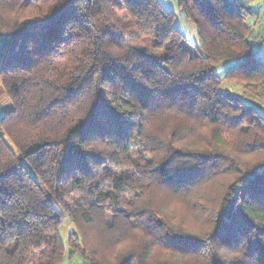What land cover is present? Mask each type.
Instances as JSON below:
<instances>
[{
	"label": "trees",
	"instance_id": "16d2710c",
	"mask_svg": "<svg viewBox=\"0 0 264 264\" xmlns=\"http://www.w3.org/2000/svg\"><path fill=\"white\" fill-rule=\"evenodd\" d=\"M177 1L195 52L159 0H0V264H104L83 230L99 219L150 244L117 264L153 245L170 257L152 264H264V112L214 70L231 60L223 77L264 107L260 11Z\"/></svg>",
	"mask_w": 264,
	"mask_h": 264
},
{
	"label": "rangeland",
	"instance_id": "374dc122",
	"mask_svg": "<svg viewBox=\"0 0 264 264\" xmlns=\"http://www.w3.org/2000/svg\"><path fill=\"white\" fill-rule=\"evenodd\" d=\"M161 4L168 10H172L174 13V22L177 25L178 29L183 35V44L191 49L192 52L196 51V46L200 44V36L197 31V26L195 23L190 20L184 10L179 6L177 0H159ZM256 7V6H254ZM248 21H252V17H249L247 19ZM258 56L261 61L264 62V41H262L258 46ZM232 63V61H225L221 62L218 65L214 67L215 72L219 76V84L218 88L222 91H231L237 95H239L245 102L253 103L256 106L259 107L260 110L264 112V107H261L260 103L256 98L249 97L248 95L244 94L240 83L238 81L230 82L226 80L223 77L224 71L226 67ZM263 104V103H262ZM8 105V98L3 95L0 99V118L5 112L6 106ZM129 158H133L132 155L129 156ZM134 172V170H133ZM149 195L152 194L156 198H159L156 200L158 202L157 204L161 205L162 209H166L171 211L172 214L177 215L180 212L186 213V209L184 208V203L178 199V201L174 198L172 195V191L169 190L167 187H159V186H152L149 187ZM173 209H170L172 208ZM66 221H63L60 226V231L63 237H65L66 233ZM109 220H96L95 223L91 224H84L83 230L85 231V239L86 243L85 246L89 250L90 256L94 261L104 263V264H117L124 259H128L127 256L130 255L131 252L135 253H144L143 251L149 246V242L147 241V238L141 239V242L137 241L136 238H138L139 232L138 230H129L128 232L124 234H117L118 229H116L115 232H113L109 225ZM68 225L71 228H74L71 223L68 222ZM192 227V226H190ZM193 230L195 229L192 227ZM195 231V230H194ZM134 246H137V248H133ZM167 255V256H165ZM168 252H165L164 250H161L157 246L150 247V253L148 255V258L146 259L148 261V264H152L155 261L162 260L163 257H170ZM133 260L129 261V264H134L135 259L138 258L136 255L135 257H131ZM178 258L177 256L174 258L172 257V260L176 261ZM81 260L79 254H74L72 257H66L62 264L64 263H70ZM95 261V262H96Z\"/></svg>",
	"mask_w": 264,
	"mask_h": 264
},
{
	"label": "crops",
	"instance_id": "0c3cea01",
	"mask_svg": "<svg viewBox=\"0 0 264 264\" xmlns=\"http://www.w3.org/2000/svg\"><path fill=\"white\" fill-rule=\"evenodd\" d=\"M246 3H248L249 5H251L252 7L256 6L255 8H258L259 11H260V17L262 18V23L261 24H256V26H258L259 28L262 27L264 28V0H242ZM256 18L255 17H252V21L251 22H255L257 20H255ZM80 259L81 260H76L73 262H70V263H64V264H85L84 263V260L82 259V257L80 256Z\"/></svg>",
	"mask_w": 264,
	"mask_h": 264
}]
</instances>
